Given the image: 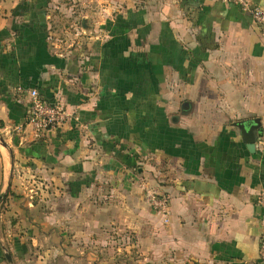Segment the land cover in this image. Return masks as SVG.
Listing matches in <instances>:
<instances>
[{
  "label": "crops",
  "instance_id": "1",
  "mask_svg": "<svg viewBox=\"0 0 264 264\" xmlns=\"http://www.w3.org/2000/svg\"><path fill=\"white\" fill-rule=\"evenodd\" d=\"M49 2L0 1V264H84L113 226L153 259L259 264L264 26L226 0H120L61 49ZM32 88L71 113L41 137Z\"/></svg>",
  "mask_w": 264,
  "mask_h": 264
},
{
  "label": "rangeland",
  "instance_id": "2",
  "mask_svg": "<svg viewBox=\"0 0 264 264\" xmlns=\"http://www.w3.org/2000/svg\"><path fill=\"white\" fill-rule=\"evenodd\" d=\"M1 1V0H0ZM120 0H50L47 6V21L52 40L58 47L68 48L78 42V31L86 26L84 15L90 12H99L108 7V4L118 5ZM7 8L0 7L1 13L6 14ZM7 18V16H6ZM85 24V25H84ZM82 28V29H81ZM9 223V221H8ZM99 239L91 247H85V251H91L82 259L84 264H182L180 259L162 257L153 259L151 256L142 254L137 246L136 238L131 230L106 227L100 230ZM89 249V250H88ZM34 253H31L33 257ZM3 260V258H2ZM73 259H66L58 254L47 257L30 258L28 264H71Z\"/></svg>",
  "mask_w": 264,
  "mask_h": 264
},
{
  "label": "built area",
  "instance_id": "3",
  "mask_svg": "<svg viewBox=\"0 0 264 264\" xmlns=\"http://www.w3.org/2000/svg\"><path fill=\"white\" fill-rule=\"evenodd\" d=\"M226 1L238 5L242 10L248 11L257 24L264 26V8L252 5L250 0ZM27 95V124L31 127L34 137H41L50 129L63 124L71 114L59 100L50 102L42 99L36 88L28 90ZM145 198L150 207L163 217L164 222H167L169 197L167 195L157 194L150 189H145ZM256 202L261 208L258 263L264 264V190L257 194Z\"/></svg>",
  "mask_w": 264,
  "mask_h": 264
},
{
  "label": "water",
  "instance_id": "4",
  "mask_svg": "<svg viewBox=\"0 0 264 264\" xmlns=\"http://www.w3.org/2000/svg\"><path fill=\"white\" fill-rule=\"evenodd\" d=\"M254 123H257L258 121H253ZM243 128V130L245 131V133H247V129L249 128H251L252 127V125H250V123H243L242 125H241ZM240 126V127H241ZM6 254V258L8 259V260H10V257L8 256V254L7 253H5Z\"/></svg>",
  "mask_w": 264,
  "mask_h": 264
}]
</instances>
